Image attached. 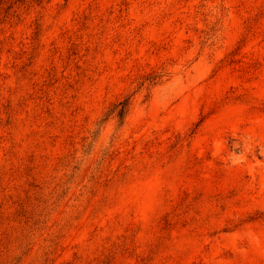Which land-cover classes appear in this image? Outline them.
Instances as JSON below:
<instances>
[{
    "label": "rangeland",
    "instance_id": "374dc122",
    "mask_svg": "<svg viewBox=\"0 0 264 264\" xmlns=\"http://www.w3.org/2000/svg\"><path fill=\"white\" fill-rule=\"evenodd\" d=\"M0 264H264V0H0Z\"/></svg>",
    "mask_w": 264,
    "mask_h": 264
},
{
    "label": "trees",
    "instance_id": "16d2710c",
    "mask_svg": "<svg viewBox=\"0 0 264 264\" xmlns=\"http://www.w3.org/2000/svg\"><path fill=\"white\" fill-rule=\"evenodd\" d=\"M122 112V111H121Z\"/></svg>",
    "mask_w": 264,
    "mask_h": 264
}]
</instances>
